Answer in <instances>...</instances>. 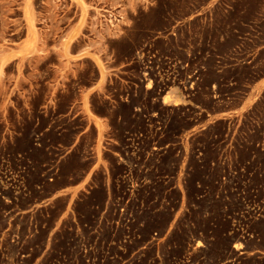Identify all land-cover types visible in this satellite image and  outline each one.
<instances>
[{
    "label": "rangeland",
    "instance_id": "1",
    "mask_svg": "<svg viewBox=\"0 0 264 264\" xmlns=\"http://www.w3.org/2000/svg\"><path fill=\"white\" fill-rule=\"evenodd\" d=\"M39 4L51 51L0 96V264H264V0Z\"/></svg>",
    "mask_w": 264,
    "mask_h": 264
},
{
    "label": "crops",
    "instance_id": "2",
    "mask_svg": "<svg viewBox=\"0 0 264 264\" xmlns=\"http://www.w3.org/2000/svg\"><path fill=\"white\" fill-rule=\"evenodd\" d=\"M15 3L14 8L19 10L22 19L23 35L13 39L14 30L9 31L7 36L0 34V96L6 83L13 84L20 72L22 74L23 59L28 60L35 55L45 56L51 51V45L47 42L49 17L44 9L40 8L39 0H15ZM63 18H65L64 15ZM65 32L68 38L72 39L79 34V27L77 25L68 26ZM92 47L96 49L97 46ZM55 48L62 50L59 43ZM9 67H13V73Z\"/></svg>",
    "mask_w": 264,
    "mask_h": 264
},
{
    "label": "trees",
    "instance_id": "3",
    "mask_svg": "<svg viewBox=\"0 0 264 264\" xmlns=\"http://www.w3.org/2000/svg\"><path fill=\"white\" fill-rule=\"evenodd\" d=\"M248 258H243L241 259L238 263H235V264H242L244 263V261H246ZM257 260L260 259L259 257L256 258Z\"/></svg>",
    "mask_w": 264,
    "mask_h": 264
}]
</instances>
